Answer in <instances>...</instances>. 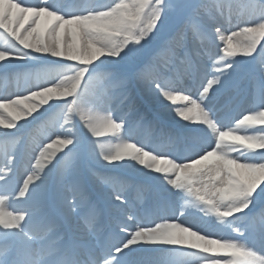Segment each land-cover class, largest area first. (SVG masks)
Instances as JSON below:
<instances>
[{
    "label": "snow or ice",
    "instance_id": "6c2138e0",
    "mask_svg": "<svg viewBox=\"0 0 264 264\" xmlns=\"http://www.w3.org/2000/svg\"><path fill=\"white\" fill-rule=\"evenodd\" d=\"M229 7L236 14L226 18L207 0H69L67 14H60L50 0H0L6 41L0 76L36 81L0 96V138L18 144L0 166V264H148L149 253L162 254V264H178L177 248L203 254V264H264V250L257 255L239 242L264 249V0H235ZM170 16L177 20L166 28ZM40 58L67 66L41 73L30 64ZM245 84L252 86L250 110L225 129L218 113L231 114L236 98L248 95ZM69 97L61 119L75 131L57 125L47 141L31 143L39 123L22 128L18 121ZM147 98L167 102L176 120L195 131L159 127L160 114ZM129 124L144 130L147 144L124 143L113 152L96 139ZM81 126L93 141L86 148L79 143ZM185 154L187 162L180 159ZM101 160L129 161L162 177L236 234L186 225L179 200L164 199L135 172L105 174ZM127 192L143 193L145 210L158 201L159 210L141 218V205ZM17 194L25 207L5 211V201Z\"/></svg>",
    "mask_w": 264,
    "mask_h": 264
},
{
    "label": "bare ground",
    "instance_id": "6f19581e",
    "mask_svg": "<svg viewBox=\"0 0 264 264\" xmlns=\"http://www.w3.org/2000/svg\"><path fill=\"white\" fill-rule=\"evenodd\" d=\"M41 2H43V0H25L26 4H36V3H41ZM230 3L231 2H226L222 4V6H220L221 10H223V12H228V11L232 12L234 9L229 7ZM68 4H69V0H50V6L54 10L58 11L60 14H67ZM216 11L219 12V10H216ZM172 23H170L167 27L171 26ZM226 34H230V33H226ZM219 43H222V42H219ZM5 46H6V41L3 39V34L0 33V47H5ZM217 51H221V55H222V50H217ZM219 59L220 57L217 56L216 60L218 61ZM215 62L216 61H212L207 66V69H206L207 80L212 79V73L215 71V69L211 67V64ZM17 63L20 65L23 64V62H17ZM37 63H39V65H37ZM30 64L32 66H35L37 71L41 73H48V72H53V69H55V66L57 64L66 65L67 62H56V61H52L50 58L48 59L40 58L38 60L31 61ZM53 76L54 74H46V78L48 79L53 78ZM4 79H5L4 76H0V96L2 97H9L12 93H17L19 91L18 85L20 84H23L27 88L29 86L32 87L36 83V81L33 78H20V79L11 78L9 79L7 84L6 83L3 84ZM204 79H205V75L202 73L201 80H204ZM98 82L100 81L98 80L93 81L92 87H98ZM4 86L5 88L2 90L1 88H3ZM204 86H206V84ZM244 87L248 90V95L247 96L240 95L236 98V100L234 101L235 108L231 112V114L227 115L226 117V114L221 115L218 113V117H220L222 120L223 128H225V125H227L226 123L231 122L234 117L242 113L246 114L247 111L250 110L252 86L251 84H246ZM184 94H187V93H184ZM193 97L195 96L193 95ZM67 99H71V98L69 97V98H66L64 101L53 102L46 108L41 109V112L37 113L32 118L31 121H23V120L18 121V123L22 122V125H21L22 128L30 127L34 123H39L35 128L39 127V125L41 127L42 123L45 125V130L43 129L38 135L39 139L37 138V140L35 141L32 140L31 143L38 144L41 140L46 139L50 135V129L56 128L57 125L60 126L61 130L67 129L70 131H75V129L72 128L71 125L64 124L61 118H60V121L55 122L53 121L52 117H50V115L53 114V112L50 113V110L52 109H56L62 113L64 112L63 116L67 115V113L64 111V106L66 104ZM146 104L149 107L159 112L160 119L163 122L171 126H174V129H175L174 131H177V130L195 131V126L185 125L183 122L176 120L174 114L171 111V107L168 106L167 102L163 101L162 99L147 98ZM185 104L186 102L184 101H177V105L179 107H184ZM8 112L16 114L15 109H7L6 114ZM159 124L160 122H158V126ZM159 127L164 128L165 126L161 124ZM256 127H259V126H256ZM44 132L47 133L46 136ZM4 134H5L4 130L0 128V135H4ZM14 134L16 133L15 132L7 133V135L9 136L14 135ZM78 136H79V143L82 148H86L87 146L93 143L92 138L82 126L78 129ZM146 137H147L146 133L144 132L143 129H139V128L135 129L132 127L131 124H129L126 127L125 132L121 130L117 133L109 134L106 137H99L96 139H99L104 143L105 150L114 152L117 150L118 145H121L124 143H130L132 141H135L141 144L145 143ZM155 139L156 138L154 137V140ZM3 141H6V140L3 138H0V166L3 162L4 154L6 152L7 153L14 152L17 148V146L12 147V148L3 147L2 146ZM97 149L99 150V146H97ZM60 154L61 153L59 152L57 153V155H60ZM36 155L38 157L39 153L37 152ZM189 158H191L189 154H185L180 157V159H182L184 162H187V159ZM180 159H178V162H180ZM100 164L103 165V167L101 168L111 171L110 173H107L109 175H127V174L135 172V174L138 176L140 180H142L145 183L150 184L154 192L159 191L164 199L179 200L178 207H181V211L184 213V216L181 217V221L185 223L186 225H191L199 231L205 232L206 234L216 235V236L223 235V233H225V235H228V236H232L236 234L234 231L231 232L229 228L223 225V221L217 219L214 212H212L211 210L203 211L202 206L197 205L194 201L192 202L191 198L187 197L186 195L176 193L174 190L170 189L162 177H157L156 174L154 173H148L146 170L139 169V166L133 165L132 162H129V161H125L123 164L107 165V164H104V162L101 160ZM160 166L165 167L166 165L161 163ZM32 167L33 169L35 168V161H33ZM113 172H116V173H113ZM19 179L21 180L20 186L22 187V180L26 179V176L20 177ZM109 190L111 191V188H109ZM126 194L129 195L128 193ZM22 199L23 198H19L17 194L16 198L5 201L8 204L7 205L8 208L4 210L5 211H11V210L19 211L20 208L21 209L24 208L25 205L21 203ZM144 200H145V195H144ZM142 207H143V204H141V209H138V216H140L141 218H144L146 214L151 215L152 213L157 212L159 210V202L156 200H150L149 205L147 207V208L150 207V211L145 210ZM173 210L175 209H170V211H173ZM177 215L180 216V213L178 212ZM238 215H242V213ZM226 219H234V217H230ZM223 229H226V231H223ZM239 242L246 243L248 247L258 252L257 255H260L259 252L264 250L261 248L259 242H253L251 240H248V241L240 240ZM136 247L151 249L157 246L139 245ZM175 252L179 254L178 264H203L204 262V256L200 254L198 251L178 248V250ZM162 260H163L162 254H157V253L148 254V264H162Z\"/></svg>",
    "mask_w": 264,
    "mask_h": 264
},
{
    "label": "rangeland",
    "instance_id": "374dc122",
    "mask_svg": "<svg viewBox=\"0 0 264 264\" xmlns=\"http://www.w3.org/2000/svg\"><path fill=\"white\" fill-rule=\"evenodd\" d=\"M153 2H155V0H153ZM207 2L209 3V4H211V5H213L214 7H215V9L216 10H219V12L220 11H223V10H221V8H220V6H222V4H224V3H226V2H235V0H207ZM234 14H236V9H234L232 12H230L229 13V15H234ZM176 20H177V17L176 16H170V17H168V19H167V22H166V27L170 24V23H172V24H174L175 22H176ZM238 58V60L239 61H241V62H244L245 60H246V58H243V57H237ZM34 65V64H33ZM37 65H39V63H37ZM65 66H67V64L65 65V64H57L56 66H55V69H53V71H55L56 69H59V68H61V67H65ZM249 66H250V62H249ZM35 67V66H34ZM100 85V82H98V86ZM64 113V112H63ZM63 113L62 112H60V111H58V110H55L54 112H53V114H51L50 115V117H52V119H53V121H55V122H58V121H60V118L63 116ZM65 116H67V115H65ZM239 118H241V116L239 117H235L234 119H233V121H236V120H238ZM63 120V119H62ZM63 123H64V121H63ZM65 124V123H64ZM67 125H70V124H67ZM228 126V125H227ZM45 130V125L42 123V125H41V127L39 126V127H37V128H35L34 129V140H37V138L39 139V134H40V132L42 131V130ZM45 133V132H44ZM7 146H10V147H13L14 145L12 144V143H7ZM100 170L101 171H103L105 174H107V173H110L111 171H107V170H103V169H101L100 168ZM113 173H116V172H113ZM109 175V174H108ZM122 191L124 190L123 188L121 189ZM259 191V190H258ZM132 199H135V200H137L138 201V203L141 205V203H143L144 202V194L143 193H136V192H134V194H133V196H132Z\"/></svg>",
    "mask_w": 264,
    "mask_h": 264
}]
</instances>
